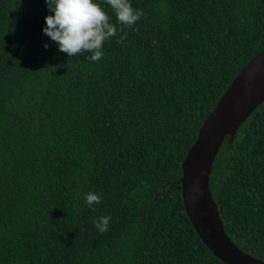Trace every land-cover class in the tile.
Returning <instances> with one entry per match:
<instances>
[{"label":"trees","instance_id":"trees-1","mask_svg":"<svg viewBox=\"0 0 264 264\" xmlns=\"http://www.w3.org/2000/svg\"><path fill=\"white\" fill-rule=\"evenodd\" d=\"M95 2L117 28L98 62L42 32L45 0H0V264H223L186 214L182 162L264 51V0H130L132 27ZM229 143L210 190L227 235L264 261V104Z\"/></svg>","mask_w":264,"mask_h":264},{"label":"water","instance_id":"water-1","mask_svg":"<svg viewBox=\"0 0 264 264\" xmlns=\"http://www.w3.org/2000/svg\"><path fill=\"white\" fill-rule=\"evenodd\" d=\"M264 104V51L234 78L210 113L182 162V199L195 232L223 264H264L241 250L225 231L210 190L213 166L227 139L232 144L243 124Z\"/></svg>","mask_w":264,"mask_h":264},{"label":"clouds","instance_id":"clouds-1","mask_svg":"<svg viewBox=\"0 0 264 264\" xmlns=\"http://www.w3.org/2000/svg\"><path fill=\"white\" fill-rule=\"evenodd\" d=\"M110 6L116 21L125 27H132L143 15L142 10L134 9L130 0H102ZM52 13L44 18L42 32L58 46V50L68 57L90 53L86 57L92 62L100 61L106 41L117 35V28L111 17L95 0H45ZM126 36H121L117 43L123 44ZM47 48V45H44ZM79 196V193L76 194ZM88 207L100 204L102 195L94 192L85 194ZM111 217L101 216L93 224L100 233H106Z\"/></svg>","mask_w":264,"mask_h":264}]
</instances>
